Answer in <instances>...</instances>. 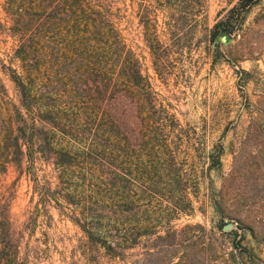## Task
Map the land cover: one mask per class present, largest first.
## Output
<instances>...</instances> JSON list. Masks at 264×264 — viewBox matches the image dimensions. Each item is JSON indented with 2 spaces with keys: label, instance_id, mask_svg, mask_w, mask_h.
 Instances as JSON below:
<instances>
[{
  "label": "rangeland",
  "instance_id": "1",
  "mask_svg": "<svg viewBox=\"0 0 264 264\" xmlns=\"http://www.w3.org/2000/svg\"><path fill=\"white\" fill-rule=\"evenodd\" d=\"M239 1L0 0V212L16 264H264V0L236 20L230 11ZM12 2L28 18L23 39L33 47L25 64L38 63L29 70L36 76L98 70L85 25L100 34L92 46L109 72L127 71V62H135L160 114L155 134L135 110L140 98L127 96L133 111L120 122L128 139L119 156L112 152L115 158V138L92 122L66 123V97L57 99L64 85L58 84L50 88L63 109L50 124L51 159L62 148L75 159L62 174L54 160L47 163L39 154L30 164L15 157L20 103L10 77L25 76V70L15 57L22 38L9 15ZM228 20L229 39L216 42L214 25ZM150 42L160 50V73ZM102 146L103 156L114 157L113 170L125 175V194L140 189L135 207L102 184L101 175L114 172L99 163ZM87 152V162L101 166L99 176L87 174L91 167L81 158ZM216 152L219 164L212 166ZM84 225L101 238L147 231L111 258L88 240ZM224 225L232 228L223 232ZM166 233L160 259L144 256L150 242ZM241 236L244 250L236 247Z\"/></svg>",
  "mask_w": 264,
  "mask_h": 264
},
{
  "label": "trees",
  "instance_id": "2",
  "mask_svg": "<svg viewBox=\"0 0 264 264\" xmlns=\"http://www.w3.org/2000/svg\"><path fill=\"white\" fill-rule=\"evenodd\" d=\"M258 1L259 0H240L238 5L230 11V15H234L236 20L238 18L240 19L242 18V15ZM71 2H73V0H70V3ZM14 3L15 2L8 4L11 12L9 15L14 19L12 21H16L17 27L19 28L18 31L22 38V41L15 51V57L19 62L23 63L22 68L25 70V76L12 74L10 77L19 94L20 103L19 109L16 111V130L15 136L12 140V148L14 155H16L15 157H19V159L24 158L30 164L33 161V156L39 154L47 163H51V161L54 160V164L60 168V171L63 174L65 170L68 169V166L72 164V158L76 156L70 155L71 152L67 148H62L57 154H54V158L51 159L52 153H50V151L51 145L53 146V137L52 139L50 137V124L61 119L60 110L63 109L68 110L65 118L68 125L76 126L78 124L74 123L78 120L83 121L84 124L92 122L96 125L99 131H102L103 134L108 136V139L115 138L114 143L117 144L112 146L110 143L112 146V151H110L119 156L121 151L125 148V139H128L125 137L126 134L123 130L125 125L120 121L122 117L127 116L126 114L129 110L133 111L130 108H127V104L130 105V103L124 102V99L127 98V96H138L140 98L139 103L135 106V110L137 111L139 109L142 115L146 117V120H148L146 129L152 135L155 134L154 127L159 128L160 114L152 106V92L147 78L140 74L136 67V63H133L131 60L127 62V67H123L127 71H122L120 73L109 72L106 67L107 64L102 61L105 58L100 57L96 46H92L94 41H97L96 38L100 35L99 33H96L94 26L89 25V28L88 25H85L83 28V34L92 37L87 40V43H89L87 45H89V50L93 54L99 56V58L95 59L96 63L93 65V68H98L97 71L86 70L83 73H77L78 75L64 72V74L55 76H36V73L29 71L30 69L37 67L38 63H34V65L25 64L30 59L27 55L33 47L27 42V40L23 39L26 32L24 30H26L28 26V18L26 17L25 12L18 10L15 11ZM85 22L87 23V21ZM230 25L231 23L229 20L215 24L212 29V38H215L220 32L230 33L233 30V25ZM77 32L80 33L79 31ZM149 49L152 55H154L156 71L159 70L158 73H160V50L158 45L155 42H150ZM90 65L92 64H88L84 67L89 68ZM109 66L111 67L112 65L109 64ZM58 84L60 86L64 85V89L61 90V95H59L57 99L66 97V104L68 106H66V104L63 106L68 108L62 109V107L57 106L52 99L54 93L50 88L55 90V86ZM67 86L70 87V89H66ZM80 86H83V89H81ZM112 98H115L114 106L109 105ZM83 100L86 101L83 102ZM82 116H84V118L80 120V117ZM56 131L64 136H67L70 133V131H65L64 129H56ZM93 147L94 146H90L86 151L93 149ZM102 147H100L99 150V152H101L100 155H102L99 157V163L103 161L107 168L114 171L113 174H104L106 176L103 180L102 177L104 175H101L102 184L108 188L110 193H114L115 195L119 192L123 193L121 196L122 202L131 208L135 207L134 205L138 203V193L140 192V189L135 190L133 193L134 196L130 195L128 191L125 194V175L119 174L117 168L115 169L117 171L113 170V164L115 163L113 159L114 157L116 158V155L112 153L114 157L112 156L110 160L109 157L106 156H111V153L103 156L102 152L105 153L106 146ZM89 154L90 152H87L84 154L86 157H81L85 160V164L91 167L90 170H87V174L93 172L96 174L98 173L99 176V167L101 166L96 167L95 161L90 160L92 163L87 162V160H89ZM219 157V152H216L215 156L212 155V166L219 164ZM67 158L68 160H66ZM16 162V166H19L21 163L20 160H16ZM137 170L136 172H138ZM135 179L137 182L138 174H136ZM154 193L155 195H158L156 192ZM214 205L216 210L219 211L218 205ZM6 225L7 220L4 218V214L0 212V264H16L15 261H13L14 259L10 256L12 247L6 242ZM82 229L86 233L88 240L95 245L97 244L104 250L105 254L109 255L111 258L120 256L124 247L128 248L135 245L138 239L145 235L144 233L147 231V228H142V230L132 229L131 232L126 230L122 235L119 234L121 236H115V238H101L95 236L96 234L92 232L89 226L84 225V227L82 226ZM168 237L169 233H166L163 238L156 236V238L150 242V247L152 246V248H147L144 256L149 257L150 259L158 257L160 259V239L165 240ZM242 241L243 236H241L236 243V247H240L244 250L245 248L241 246ZM167 264L176 263L170 261Z\"/></svg>",
  "mask_w": 264,
  "mask_h": 264
},
{
  "label": "water",
  "instance_id": "3",
  "mask_svg": "<svg viewBox=\"0 0 264 264\" xmlns=\"http://www.w3.org/2000/svg\"><path fill=\"white\" fill-rule=\"evenodd\" d=\"M218 37H219V39H217L216 42L219 41L220 39H223V38H225L226 40L229 39V35L225 32H220ZM214 46H216V43L214 44ZM231 228L232 227L229 225H224L222 230H223V232H228Z\"/></svg>",
  "mask_w": 264,
  "mask_h": 264
}]
</instances>
